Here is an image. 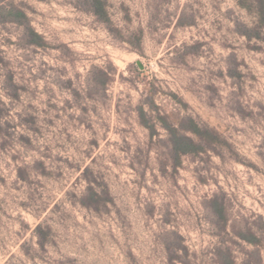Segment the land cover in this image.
Returning <instances> with one entry per match:
<instances>
[{
    "label": "rangeland",
    "instance_id": "rangeland-1",
    "mask_svg": "<svg viewBox=\"0 0 264 264\" xmlns=\"http://www.w3.org/2000/svg\"><path fill=\"white\" fill-rule=\"evenodd\" d=\"M262 11L0 0V264H264Z\"/></svg>",
    "mask_w": 264,
    "mask_h": 264
},
{
    "label": "trees",
    "instance_id": "trees-1",
    "mask_svg": "<svg viewBox=\"0 0 264 264\" xmlns=\"http://www.w3.org/2000/svg\"><path fill=\"white\" fill-rule=\"evenodd\" d=\"M262 17H264V11L261 12ZM264 28V25L262 26ZM38 46H40L37 42H32ZM173 134L174 139V155L175 156H184V155H199L203 153V151L207 150H214L213 147L217 144H219V138H217L215 135H211V133L208 131H205L204 129L200 128L197 124L192 123L189 131L191 134L197 137V141L192 140L191 138H184L183 136H180L179 134L175 133V130H171ZM206 147H202V146ZM89 192H91L89 190ZM88 203L84 204L86 207H94L97 209L102 203H106V201L99 198L98 195L94 194V192L90 193V197L88 198ZM216 211L218 209L216 208ZM219 212V211H218Z\"/></svg>",
    "mask_w": 264,
    "mask_h": 264
}]
</instances>
